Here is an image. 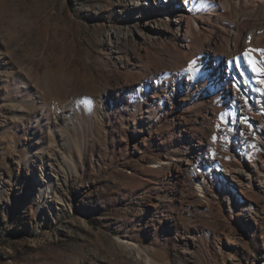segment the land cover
<instances>
[{
	"label": "rangeland",
	"instance_id": "rangeland-1",
	"mask_svg": "<svg viewBox=\"0 0 264 264\" xmlns=\"http://www.w3.org/2000/svg\"><path fill=\"white\" fill-rule=\"evenodd\" d=\"M136 1L0 0V264H264V178L249 191L231 178L243 163L264 171V107L241 114L209 78L184 126L165 129L151 85L168 77L131 54L139 21L170 17ZM230 116L243 138L219 136ZM195 143L211 163L199 196L157 190L154 161Z\"/></svg>",
	"mask_w": 264,
	"mask_h": 264
},
{
	"label": "bare ground",
	"instance_id": "bare-ground-1",
	"mask_svg": "<svg viewBox=\"0 0 264 264\" xmlns=\"http://www.w3.org/2000/svg\"><path fill=\"white\" fill-rule=\"evenodd\" d=\"M161 1V13L155 16H165L162 12L167 11L170 18L166 15L165 21L156 18L139 21L141 27L139 32L136 29V37L141 40L139 45L135 44L131 58L136 70L142 74L155 72L168 77L165 83L154 81L151 85L154 87L152 100L163 110L165 129L174 123L184 126L185 120L179 115V111L197 99V89L205 88L209 78L222 84L233 98L230 106L236 107L241 114L249 116L247 110L239 107V103L246 100L251 101L258 109L263 108L264 91L258 93L254 87L263 81L264 61L261 57L264 55V0ZM177 4L180 6L178 11L170 10ZM215 14L227 15V20L224 24L208 28L207 23ZM126 36L127 34L123 35ZM149 50L153 51L155 56L153 53L149 54ZM169 53L173 55L170 56ZM188 55L189 58H186ZM249 60L253 63H249ZM187 63L193 64V70H187ZM253 64L256 71H253ZM204 68L208 71L207 76L195 84ZM163 86L165 90L161 89ZM162 91L166 95L164 99L160 95L162 93H159ZM137 92L138 90H135L136 95ZM144 111L150 113L148 110ZM196 117H199L200 121L192 119L194 124L206 123L205 116ZM224 121L225 130L219 135L221 138H243V134L238 130L242 124L241 117H225ZM142 130L144 129L140 131ZM154 162L157 167L165 169L157 190H162L163 194L179 191L180 194L190 193L197 197L199 195L196 192H200L204 185L203 172H210L211 164L198 143L188 149L184 157H165ZM239 164L240 162H237V165ZM260 170L256 163H243L240 168L235 169L239 178L236 174H232L231 178L243 191H249L251 181L259 178L263 180L264 171L262 173ZM257 183L260 189L263 185L260 181Z\"/></svg>",
	"mask_w": 264,
	"mask_h": 264
},
{
	"label": "snow or ice",
	"instance_id": "snow-or-ice-1",
	"mask_svg": "<svg viewBox=\"0 0 264 264\" xmlns=\"http://www.w3.org/2000/svg\"><path fill=\"white\" fill-rule=\"evenodd\" d=\"M249 63H253L251 60H249ZM255 65L253 64V71H256Z\"/></svg>",
	"mask_w": 264,
	"mask_h": 264
}]
</instances>
